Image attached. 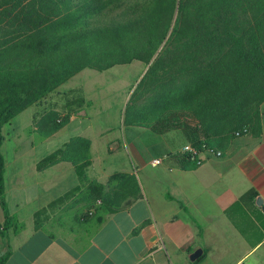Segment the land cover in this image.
I'll return each mask as SVG.
<instances>
[{
	"label": "trees",
	"instance_id": "16d2710c",
	"mask_svg": "<svg viewBox=\"0 0 264 264\" xmlns=\"http://www.w3.org/2000/svg\"><path fill=\"white\" fill-rule=\"evenodd\" d=\"M134 60L147 66L137 104L146 111L167 109L150 121L127 124L157 133L178 128L198 153L222 149L244 133L261 134L264 0H0V194L3 125L41 103L44 115L35 116V123L48 136L85 102L71 91L60 105L44 103L60 85L84 68L103 71ZM89 148V139L71 137L37 168L70 161L78 184L54 203L80 192L112 211L105 185L86 175ZM173 158L183 160L184 168L196 165L190 152ZM121 176L127 175L115 173L110 181ZM256 197L250 189L233 207ZM9 227L19 230L23 224L7 215L0 234Z\"/></svg>",
	"mask_w": 264,
	"mask_h": 264
},
{
	"label": "crops",
	"instance_id": "0c3cea01",
	"mask_svg": "<svg viewBox=\"0 0 264 264\" xmlns=\"http://www.w3.org/2000/svg\"><path fill=\"white\" fill-rule=\"evenodd\" d=\"M72 90L56 89L53 94L61 101L51 100V94L44 103H62ZM84 98L83 106L89 102ZM83 106L48 136H42L35 123L44 109H33L29 122L21 123V113L33 105L3 125L1 153L4 158L5 147L8 159L4 158L0 223L8 215L23 224L0 234L4 264H188L197 248L202 252L191 264H264L262 206L255 198L233 207L250 189L264 201V111L259 136L241 134L218 149L220 156L203 151L198 155L201 163L184 168L183 160L173 158L189 145L180 129L157 133L127 124L121 142L101 147L88 135L89 124L78 122L86 116ZM22 130L36 132L38 140L21 147ZM107 130L101 126L98 136ZM74 136L90 140L86 175L105 185L112 211L80 192L54 203L77 186L74 167L67 160L41 169L37 163ZM120 148L117 159L107 158ZM164 154L168 158L162 163H151ZM115 173L127 176L110 181Z\"/></svg>",
	"mask_w": 264,
	"mask_h": 264
},
{
	"label": "rangeland",
	"instance_id": "374dc122",
	"mask_svg": "<svg viewBox=\"0 0 264 264\" xmlns=\"http://www.w3.org/2000/svg\"><path fill=\"white\" fill-rule=\"evenodd\" d=\"M146 70L147 66L138 60L128 64H116L103 71L84 68L60 85L57 91L60 92L72 88V94L81 93L89 99V102L82 108L86 116L79 117L78 122L89 124L87 133L99 146H114L117 141L121 142L122 130L127 125L128 120L150 121L167 109L166 107H158L156 111H146L144 105L137 104V95L147 83V79H145L140 84ZM56 95L54 93V99L51 98V100L60 102V98L57 97L58 99H56ZM35 106L33 105V107L21 113L20 120L22 124L29 122V114L33 109H35V112H39L45 104L39 103ZM136 108L141 110L140 113L144 112L137 114ZM261 111H264V105H261ZM101 126L108 128V130L103 135L98 136L97 130ZM65 130L68 132L72 128ZM18 137L20 146L25 147L28 142L37 141L39 135L36 132L27 133L26 130H22ZM119 150L122 151V148L112 150L107 158L117 159ZM3 151L4 158L8 159V152H6L5 147Z\"/></svg>",
	"mask_w": 264,
	"mask_h": 264
},
{
	"label": "built area",
	"instance_id": "2783aa9c",
	"mask_svg": "<svg viewBox=\"0 0 264 264\" xmlns=\"http://www.w3.org/2000/svg\"><path fill=\"white\" fill-rule=\"evenodd\" d=\"M243 131H246V129L243 128ZM236 134H238V132H236ZM205 151H209V152H211L212 154H214V155H216V156H220V155H221V151H220V150H209V149H207V150H205ZM184 152H190V153H192V159H195V163H196V164L201 163L202 159H200V158L198 157L199 153H198V152H197V151H196V150H195L190 144H189V145H186V146L183 148L182 153H184ZM200 153H201V152H200ZM166 158H168V155H167V154H164V155H162V156H160V157H155V158H153L152 161H151V163H152L153 165H157V164L162 163L163 160L166 159Z\"/></svg>",
	"mask_w": 264,
	"mask_h": 264
},
{
	"label": "water",
	"instance_id": "95a60500",
	"mask_svg": "<svg viewBox=\"0 0 264 264\" xmlns=\"http://www.w3.org/2000/svg\"><path fill=\"white\" fill-rule=\"evenodd\" d=\"M256 204L259 206H262V208L264 210V201L260 195H258L256 197ZM201 252H202L201 248H197L193 252H191V254L189 255L190 262L188 264H191L192 261H194L196 258H198L200 256Z\"/></svg>",
	"mask_w": 264,
	"mask_h": 264
}]
</instances>
